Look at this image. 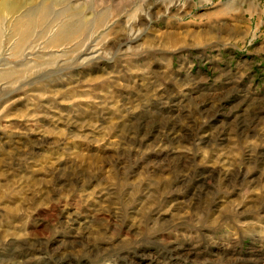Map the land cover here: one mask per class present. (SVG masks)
Returning <instances> with one entry per match:
<instances>
[{
  "label": "rangeland",
  "instance_id": "rangeland-1",
  "mask_svg": "<svg viewBox=\"0 0 264 264\" xmlns=\"http://www.w3.org/2000/svg\"><path fill=\"white\" fill-rule=\"evenodd\" d=\"M0 264H264V0H0Z\"/></svg>",
  "mask_w": 264,
  "mask_h": 264
}]
</instances>
